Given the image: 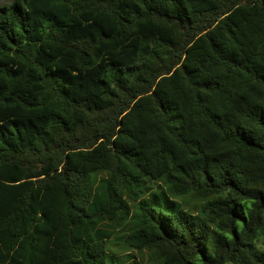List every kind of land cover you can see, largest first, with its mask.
I'll return each instance as SVG.
<instances>
[{
	"label": "trees",
	"instance_id": "16d2710c",
	"mask_svg": "<svg viewBox=\"0 0 264 264\" xmlns=\"http://www.w3.org/2000/svg\"><path fill=\"white\" fill-rule=\"evenodd\" d=\"M0 264H264V0L0 5Z\"/></svg>",
	"mask_w": 264,
	"mask_h": 264
},
{
	"label": "rangeland",
	"instance_id": "374dc122",
	"mask_svg": "<svg viewBox=\"0 0 264 264\" xmlns=\"http://www.w3.org/2000/svg\"><path fill=\"white\" fill-rule=\"evenodd\" d=\"M11 0H0V5L4 4V3H7V2H10Z\"/></svg>",
	"mask_w": 264,
	"mask_h": 264
}]
</instances>
